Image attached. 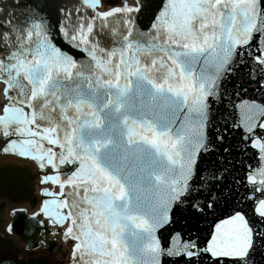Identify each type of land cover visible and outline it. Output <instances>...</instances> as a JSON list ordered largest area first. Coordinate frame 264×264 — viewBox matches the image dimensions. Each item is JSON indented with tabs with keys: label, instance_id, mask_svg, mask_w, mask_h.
Here are the masks:
<instances>
[{
	"label": "snow or ice",
	"instance_id": "1",
	"mask_svg": "<svg viewBox=\"0 0 264 264\" xmlns=\"http://www.w3.org/2000/svg\"><path fill=\"white\" fill-rule=\"evenodd\" d=\"M0 157L55 187L12 209L28 247L264 264V0L0 3Z\"/></svg>",
	"mask_w": 264,
	"mask_h": 264
},
{
	"label": "water",
	"instance_id": "2",
	"mask_svg": "<svg viewBox=\"0 0 264 264\" xmlns=\"http://www.w3.org/2000/svg\"><path fill=\"white\" fill-rule=\"evenodd\" d=\"M14 160H17V159H14ZM21 175L24 177L23 182H20L18 179ZM29 176H31V174L28 170L21 174L16 171V168H11V167L10 168L7 167L3 169L0 173V178L2 177L1 179L4 182V187L6 188L7 193L10 196H12L15 201H23L29 198V196L31 195L33 191V184H32V179H31V183H28ZM42 198L43 199L45 198L43 193H42ZM11 217H12V220L10 222V225H12L13 231L10 233H15L16 235H18L21 238V240L26 242V245L28 247L29 240H26L25 237L21 234V230H20L21 226L18 222V219L12 215V212H11ZM31 244L33 246L28 247V248L41 247L50 252H57L61 249V246L59 245L57 240L51 239L48 236H47V241H46L45 246L39 245L36 242L35 238H32ZM22 261H27V264H49L47 260H44L41 258H29V259H25ZM13 262H16V264H19L20 261L17 262L13 258H10V259H6L5 261H3V264H13Z\"/></svg>",
	"mask_w": 264,
	"mask_h": 264
},
{
	"label": "bare ground",
	"instance_id": "3",
	"mask_svg": "<svg viewBox=\"0 0 264 264\" xmlns=\"http://www.w3.org/2000/svg\"><path fill=\"white\" fill-rule=\"evenodd\" d=\"M10 161L14 162V163H17V164H24L22 161L20 160H14V159H10ZM35 170V169H34ZM36 171V170H35ZM60 257V259L62 260V256L59 255L58 258Z\"/></svg>",
	"mask_w": 264,
	"mask_h": 264
},
{
	"label": "rangeland",
	"instance_id": "4",
	"mask_svg": "<svg viewBox=\"0 0 264 264\" xmlns=\"http://www.w3.org/2000/svg\"><path fill=\"white\" fill-rule=\"evenodd\" d=\"M1 250V249H0Z\"/></svg>",
	"mask_w": 264,
	"mask_h": 264
}]
</instances>
